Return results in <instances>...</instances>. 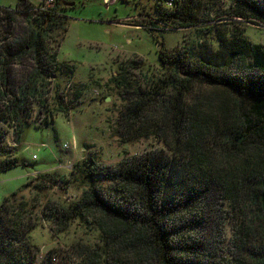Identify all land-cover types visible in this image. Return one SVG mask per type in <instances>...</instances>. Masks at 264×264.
I'll return each mask as SVG.
<instances>
[{"label": "trees", "instance_id": "16d2710c", "mask_svg": "<svg viewBox=\"0 0 264 264\" xmlns=\"http://www.w3.org/2000/svg\"><path fill=\"white\" fill-rule=\"evenodd\" d=\"M157 1L150 29H158V22L172 28L197 24L200 0ZM61 2L45 8L44 2L36 7L29 0H18L15 8L0 6L5 33L0 38V173L27 166L14 147L31 125L34 102L38 122L45 125L66 111L53 77L61 67L58 50L47 40L51 31L61 30V40L67 32ZM225 14L233 26L218 36L217 49L202 44L197 52L174 54L161 48L164 71L143 85L132 77L140 60L120 64L110 80L125 101L114 135L129 141L154 135L163 146L113 166L84 156L75 168L87 187L70 204L41 200L55 181L49 172L5 195L0 264H55L57 259V264H216L210 260L216 240L208 233L224 210L222 203L234 220L232 264H264V44L253 43L237 24L264 23V0H232ZM19 16L31 26L10 38ZM16 66L21 69L15 73ZM45 91L47 99L41 97ZM10 133L17 146L11 147ZM99 176L114 187L99 183ZM46 217L58 233L77 218H92L100 243H78L67 253L52 247L40 256L32 232ZM72 253L75 258L63 259Z\"/></svg>", "mask_w": 264, "mask_h": 264}, {"label": "rangeland", "instance_id": "374dc122", "mask_svg": "<svg viewBox=\"0 0 264 264\" xmlns=\"http://www.w3.org/2000/svg\"><path fill=\"white\" fill-rule=\"evenodd\" d=\"M29 1L39 7L44 0ZM61 1L68 16L65 20L67 32L61 40V30L51 31L47 40L58 50L61 67L54 71L53 77L56 76L55 83L60 84L58 92L65 96L63 105L66 111L56 116L53 114V125H45L38 122L40 108L34 102L32 117L28 121L31 125L25 127L21 143L14 147L15 155L27 166L20 164L0 173V203L5 195L17 191L29 178L49 172L55 181L43 191L45 195L41 192V200L70 204L79 200L87 187V179L75 168L84 156H95L102 164L113 166L123 159L162 147L163 143L154 135L130 141L114 135L113 129L125 101L111 78L117 74L120 64L140 60L141 65L132 70V77L143 85L147 77L152 80L164 71L158 59L159 49L174 54L197 52L202 44L217 49L218 36L233 26L225 14L232 0H200L196 4V25L172 28L158 22V29L149 28L150 19L157 17L154 9L157 0H105L109 4L104 0ZM17 3L18 0H0V6L6 8H15ZM237 24L244 28L246 37L253 43L264 44V23L241 21ZM13 26L10 38L23 34L31 24L19 16ZM4 37L5 33L0 31V38ZM70 67H73L75 76ZM18 69L21 66H16L14 72ZM53 86L49 82L48 94L55 93ZM95 90L100 94L95 95ZM45 95L46 91L41 97L47 99ZM9 141L12 143V136ZM82 146L86 148L83 151L80 150ZM76 151L77 160L70 163L72 159L66 157ZM98 180L106 187L114 185L105 176H99ZM30 193L31 189L24 191L26 197ZM221 207L224 210L220 216L216 215L214 227L210 229L213 232L208 233L216 240L210 245V260L216 264H232L236 254L232 244L234 220L227 205L222 203ZM222 220L225 221L222 223ZM54 224L52 218L46 217L32 232L35 245L40 247V256L52 247L67 253L78 243L93 246L100 243L101 232L92 218H77L60 233L51 230ZM218 226L221 230L215 228ZM71 257L75 258L74 253L63 259L68 261ZM58 262V259L54 261L55 264Z\"/></svg>", "mask_w": 264, "mask_h": 264}, {"label": "built area", "instance_id": "2783aa9c", "mask_svg": "<svg viewBox=\"0 0 264 264\" xmlns=\"http://www.w3.org/2000/svg\"><path fill=\"white\" fill-rule=\"evenodd\" d=\"M114 1L116 2L117 0H114ZM42 2H44V6H42V8H45V7L53 6L55 0H44V1H42ZM104 2H105V0H104ZM105 3H107V2H105ZM107 4H109V3H107ZM69 86H70V84H68V87H69ZM99 94H100L99 91H98V90H95V95H99ZM11 136H12V135H11ZM9 143H10L11 145H13V146H17V143L15 142L13 136H12V143H11V141H9ZM64 146H65V147H69L68 144H65ZM77 146H78V145H77Z\"/></svg>", "mask_w": 264, "mask_h": 264}, {"label": "crops", "instance_id": "0c3cea01", "mask_svg": "<svg viewBox=\"0 0 264 264\" xmlns=\"http://www.w3.org/2000/svg\"><path fill=\"white\" fill-rule=\"evenodd\" d=\"M74 76H75V73H74ZM73 115V114H72ZM69 145V144H68ZM86 148L84 147V146H82L81 147V149L80 150H85ZM77 156H78V151H76L75 153H73L72 155H69V156H67L66 157V159H72L71 161H70V163H72V162H74L75 160H77ZM75 159V160H74ZM63 162V161H62ZM61 163V162H60ZM59 166H62V164H60ZM58 166V167H59ZM58 167H56V168H58ZM63 167H66V165H63ZM67 167H70V165H67ZM56 168H53V169H56ZM46 171H48V170H46ZM43 172H45V171H43ZM40 173H42V172H40ZM37 174H39V173H37ZM34 177V176H33Z\"/></svg>", "mask_w": 264, "mask_h": 264}, {"label": "clouds", "instance_id": "9594fccd", "mask_svg": "<svg viewBox=\"0 0 264 264\" xmlns=\"http://www.w3.org/2000/svg\"><path fill=\"white\" fill-rule=\"evenodd\" d=\"M69 147H70V145H69Z\"/></svg>", "mask_w": 264, "mask_h": 264}]
</instances>
